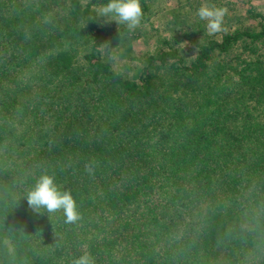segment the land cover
Instances as JSON below:
<instances>
[{
  "label": "trees",
  "instance_id": "1",
  "mask_svg": "<svg viewBox=\"0 0 264 264\" xmlns=\"http://www.w3.org/2000/svg\"><path fill=\"white\" fill-rule=\"evenodd\" d=\"M105 2L0 0V264H264V23L130 79ZM43 174L76 221L29 206Z\"/></svg>",
  "mask_w": 264,
  "mask_h": 264
},
{
  "label": "rangeland",
  "instance_id": "2",
  "mask_svg": "<svg viewBox=\"0 0 264 264\" xmlns=\"http://www.w3.org/2000/svg\"><path fill=\"white\" fill-rule=\"evenodd\" d=\"M151 14L129 31L115 20L100 17L106 28L105 57L114 69L125 77L135 79L146 62V55L171 45L181 57L190 59L195 45L208 38L218 39L220 33L236 28H255L264 23V0H150ZM202 4L223 7L226 13L222 30L209 34L206 21L200 20L196 10Z\"/></svg>",
  "mask_w": 264,
  "mask_h": 264
},
{
  "label": "clouds",
  "instance_id": "3",
  "mask_svg": "<svg viewBox=\"0 0 264 264\" xmlns=\"http://www.w3.org/2000/svg\"><path fill=\"white\" fill-rule=\"evenodd\" d=\"M226 9L210 4H202L196 15L200 20L206 21L209 34L222 30ZM98 17L115 20L131 31L134 30L142 19L140 0H106L96 10ZM27 202L33 209L44 208L48 212L63 210L66 222H74L79 218L75 200L69 191H61L54 183V178L43 174L35 186L27 194ZM72 264H94V260L87 252L74 258Z\"/></svg>",
  "mask_w": 264,
  "mask_h": 264
}]
</instances>
